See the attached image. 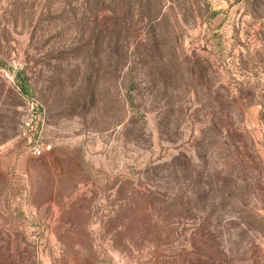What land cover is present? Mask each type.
I'll return each mask as SVG.
<instances>
[{"label": "rangeland", "instance_id": "rangeland-1", "mask_svg": "<svg viewBox=\"0 0 264 264\" xmlns=\"http://www.w3.org/2000/svg\"><path fill=\"white\" fill-rule=\"evenodd\" d=\"M0 264H264V0H0Z\"/></svg>", "mask_w": 264, "mask_h": 264}, {"label": "built area", "instance_id": "built-area-1", "mask_svg": "<svg viewBox=\"0 0 264 264\" xmlns=\"http://www.w3.org/2000/svg\"><path fill=\"white\" fill-rule=\"evenodd\" d=\"M29 106H30V110H34V113L32 114V116L28 114L26 118L23 119L22 127L25 130L35 131L36 133H38L40 131L38 127V122L36 123V125H34L35 120L38 119V116L40 115V114H37V112L35 111L37 104L35 103V101H31L29 103ZM35 152L37 154H41L42 149L39 146H35Z\"/></svg>", "mask_w": 264, "mask_h": 264}]
</instances>
